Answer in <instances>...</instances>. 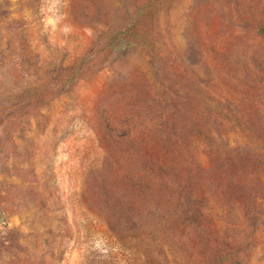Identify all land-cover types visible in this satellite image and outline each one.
<instances>
[{"label": "rangeland", "instance_id": "1", "mask_svg": "<svg viewBox=\"0 0 264 264\" xmlns=\"http://www.w3.org/2000/svg\"><path fill=\"white\" fill-rule=\"evenodd\" d=\"M0 264H264V0H0Z\"/></svg>", "mask_w": 264, "mask_h": 264}]
</instances>
